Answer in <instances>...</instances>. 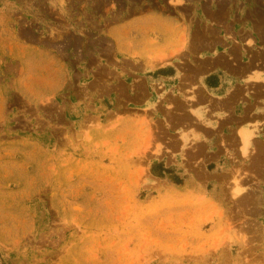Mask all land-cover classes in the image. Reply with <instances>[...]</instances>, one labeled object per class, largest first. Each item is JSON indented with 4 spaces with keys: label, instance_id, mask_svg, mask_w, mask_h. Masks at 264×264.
<instances>
[{
    "label": "rangeland",
    "instance_id": "1",
    "mask_svg": "<svg viewBox=\"0 0 264 264\" xmlns=\"http://www.w3.org/2000/svg\"><path fill=\"white\" fill-rule=\"evenodd\" d=\"M246 66L264 0H0V264H264Z\"/></svg>",
    "mask_w": 264,
    "mask_h": 264
},
{
    "label": "crops",
    "instance_id": "2",
    "mask_svg": "<svg viewBox=\"0 0 264 264\" xmlns=\"http://www.w3.org/2000/svg\"><path fill=\"white\" fill-rule=\"evenodd\" d=\"M137 21H140L139 22L140 24H151V25H155V26H161L162 25L161 22L157 21V19H155L153 17L140 18ZM177 53L180 54V58H186L187 57L186 55L184 56V54H185L184 50H180ZM211 55H212L211 53H208L207 50L205 48H203V49H199V50L195 51V55L193 56V58H200L201 59V58L210 57ZM120 57L121 58H128V56L125 54L121 55ZM246 68H248V69L243 70V73L239 74V78H240L239 80L250 81V82H254V83L255 82H261V80L257 79V76H255V73H254V72H259V71H257V69L254 70L252 66H246ZM215 72L216 71L212 70L208 74L206 73V75H204V77L205 78L210 77V76L212 77V75H214ZM251 111L252 112L246 113V115H245V113H243V114L241 113L240 117L237 119V122H239V123L242 121L247 122L246 116L252 117L254 114L257 113L256 112L257 110H255V109H252ZM245 112H246V110H245ZM240 127L245 129V130L251 129V128H246V127L239 125L236 130H238Z\"/></svg>",
    "mask_w": 264,
    "mask_h": 264
},
{
    "label": "bare ground",
    "instance_id": "3",
    "mask_svg": "<svg viewBox=\"0 0 264 264\" xmlns=\"http://www.w3.org/2000/svg\"><path fill=\"white\" fill-rule=\"evenodd\" d=\"M258 78H259V79H264V77H261V76H258ZM258 78H257V79H258Z\"/></svg>",
    "mask_w": 264,
    "mask_h": 264
}]
</instances>
